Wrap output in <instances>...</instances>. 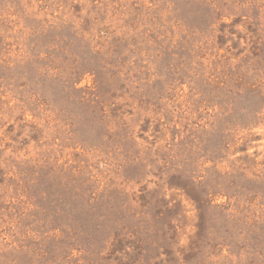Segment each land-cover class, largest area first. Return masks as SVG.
Masks as SVG:
<instances>
[{"label":"rangeland","instance_id":"rangeland-1","mask_svg":"<svg viewBox=\"0 0 264 264\" xmlns=\"http://www.w3.org/2000/svg\"><path fill=\"white\" fill-rule=\"evenodd\" d=\"M0 264H264V0H0Z\"/></svg>","mask_w":264,"mask_h":264}]
</instances>
